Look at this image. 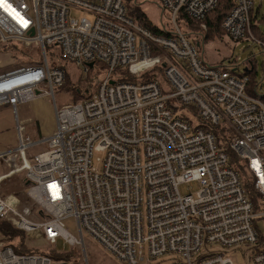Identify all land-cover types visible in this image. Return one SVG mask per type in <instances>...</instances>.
I'll use <instances>...</instances> for the list:
<instances>
[{"label": "built area", "instance_id": "1", "mask_svg": "<svg viewBox=\"0 0 264 264\" xmlns=\"http://www.w3.org/2000/svg\"><path fill=\"white\" fill-rule=\"evenodd\" d=\"M155 1L172 23L171 30L163 24L168 36L131 17L125 0H3L0 45L34 44L39 59L0 66V109L13 110L18 129V144L0 151L9 168L0 172V219L41 249L59 237L85 248L86 231L123 264L165 255V264H234L226 249L241 245L250 264H264V95L248 92L249 76L231 70L237 65L207 63L200 52L205 40L178 24L185 15L205 28L219 0ZM253 9L254 0H234L221 27L233 41L251 38L264 48L252 31ZM73 10L92 18L74 17ZM51 56L85 71L89 63L103 64L96 89L59 107L54 91L67 70ZM44 96L53 97L56 128L33 140L18 108ZM226 142L246 163L261 195L259 211L230 166ZM41 144L47 148L30 153ZM18 173L34 208L17 193H1L5 179ZM191 182L199 189L182 193ZM68 217L80 237L64 226ZM54 263L45 253L15 252L0 235V264Z\"/></svg>", "mask_w": 264, "mask_h": 264}, {"label": "rangeland", "instance_id": "2", "mask_svg": "<svg viewBox=\"0 0 264 264\" xmlns=\"http://www.w3.org/2000/svg\"><path fill=\"white\" fill-rule=\"evenodd\" d=\"M132 10H137L141 7L144 10L147 18L152 20L156 24H166L171 30L172 23L170 22L167 12H163L159 3L155 0H132ZM253 34L264 39V0H254L253 9ZM72 16L80 18L87 16L92 18L91 14L82 10H73ZM136 19V18H135ZM178 24L187 32L190 29L186 25V20L181 17L178 20ZM201 24V23H200ZM198 24L200 27L202 25ZM203 27V26H202ZM201 27V29H202ZM204 28V27H203ZM194 32L199 30L192 28ZM191 40H195L194 36H190ZM200 52L203 53L205 61L213 65H237L240 72L249 64L246 62L252 59L255 63L254 79L256 81L257 91L259 94L264 95V48L259 45L255 40L251 38H244L240 41H233L224 35L222 39H207L205 44L200 47ZM37 47L32 44L29 45L24 42H8L0 45V66L9 63H26L37 58ZM52 57V56H51ZM65 69L69 74L68 81L61 87H58L54 91V98L57 105L60 107L66 103H73L82 98L77 97L74 92V86L79 85L83 94H88L96 89V80L94 78L92 70H101V63L93 65L90 72L85 71L83 67L76 65L68 60H62ZM234 66H232L233 68ZM102 73V72H101ZM77 97V98H76ZM79 98V99H78ZM38 101L29 102L24 105H20L18 108V115L28 131L29 137L33 140L46 137L50 135L56 128V121L54 118V100L53 97H47L37 99ZM183 112L193 118L192 113L186 109H182ZM193 121L195 122L194 118ZM18 144V129L13 110L8 108L0 109V150L15 147ZM47 148L46 144H41L30 150V153L42 151ZM98 153H94L93 160L96 166H100L97 158L100 157ZM9 168L6 164L0 163V172H6ZM23 173L12 175L5 179L2 193L20 192V196L24 197L25 192L28 190L29 185L25 183ZM199 189L197 182L185 183L180 186L182 193L192 192L195 193ZM24 204L34 208V202L27 197ZM260 227L264 231V222L259 219ZM10 223V222H9ZM12 224V223H11ZM12 226H14L12 224ZM64 226L72 234L80 237V232L76 224L74 217H68L64 219ZM15 227V226H14ZM16 228V227H15ZM24 233V245L28 249H41L31 245V238ZM1 235V234H0ZM85 248L79 245H70L66 241L59 237L55 245L50 246L48 244L43 245V249H56L58 252L73 251L76 257L70 264H85L86 260L88 264H123L120 260L115 258L111 253L106 251L103 246L94 239L86 231L83 232ZM207 250L220 251V245L206 246ZM42 250V249H41ZM227 254H229L234 264H250L246 258L248 253V246L241 245L240 247L227 248ZM168 255L158 257L152 260L151 264H165L168 260ZM164 259V260H162ZM166 259V260H165Z\"/></svg>", "mask_w": 264, "mask_h": 264}, {"label": "trees", "instance_id": "3", "mask_svg": "<svg viewBox=\"0 0 264 264\" xmlns=\"http://www.w3.org/2000/svg\"><path fill=\"white\" fill-rule=\"evenodd\" d=\"M131 1L132 0H125L126 5L128 6V13L131 17L136 18V20L142 24L144 27L148 28L149 30H151L153 33L155 34H159V35H163V36H168L169 35V31H167V29L164 28V25L161 24H156L154 23L152 20L148 19L146 14L144 13V10L139 7L137 10H132L131 6ZM234 7V0H219L218 5L216 6V8H214L206 17L205 19V28L202 29L201 27L198 25L200 24L199 22H196L188 17H186L185 15H183V17L186 20V25L192 29H197L199 30L197 33V35H201V37L206 41L207 39H222L225 35L224 30L221 27V22L223 20V18L228 14V12ZM251 18L253 21L254 15H253V11L251 13ZM253 23V22H252ZM201 25V24H200ZM255 26L254 23L252 24V27ZM38 57L37 58H33L32 61H38ZM62 60H64V58H61L58 60V58H56L55 56L52 57V63H54L55 65L58 63L61 67H63L65 69V66L62 63ZM90 64V63H89ZM88 64V72H90L92 70L93 67V63L92 65ZM248 64V63H247ZM103 68V66H102ZM159 70H162V68H156ZM66 70V69H65ZM234 73L237 74H246L249 76V83H248V87L247 90L249 93L251 94H257V86H256V81L254 79V73H255V69L254 70H250V68L248 67V69L246 71L240 72L239 68H237L236 70H234V68L231 69ZM94 75V78L96 80V85L98 83V78L101 76V70H92L91 71ZM69 78V74L68 72H66V82L68 81ZM125 79L128 80H133L134 76L132 75H127L125 77ZM74 92L76 94V96L79 98H84L86 96H89L91 94V92H89L88 94H83L82 89L79 85H75L74 86ZM76 97V98H77ZM78 98V99H79ZM78 101V100H77ZM214 129V133H216L219 136L220 140L225 139V141H227V138L222 136L223 135V128L220 126H216L213 127ZM225 149L228 153V155L230 156V166L233 167L234 169H236L242 179H243V183H244V188L247 191L251 201L254 204L255 207V211H259L261 209V195L260 193L255 189L254 187V181L252 179V177H250L248 175V172L246 170V163L241 160L238 155L230 148L229 144L226 142L225 144ZM26 183V182H25ZM2 193V190H1ZM18 194V196L20 197V199L22 201H26L27 200V194H25L24 197L20 196V192H16ZM3 194V193H2ZM256 224V221H255ZM260 230V237L261 239H264V232ZM0 234L1 237L7 241L8 244H10L13 249L15 250V252L17 253H32V252H41V253H45L47 255H49L52 260L54 262H68L70 264V262L73 261V259L76 257V254L73 251H64V252H58L56 249H28L25 247L24 245V233L22 230L15 228L14 226H12L11 223H9L6 220L0 219Z\"/></svg>", "mask_w": 264, "mask_h": 264}, {"label": "water", "instance_id": "4", "mask_svg": "<svg viewBox=\"0 0 264 264\" xmlns=\"http://www.w3.org/2000/svg\"><path fill=\"white\" fill-rule=\"evenodd\" d=\"M247 63L250 65V70H254L255 69V63L253 62V60L252 59H249L248 61H247ZM89 65H92V63H90ZM237 68H234V70H236ZM248 68L247 67H245L244 69H243V71H246ZM54 264H69L68 262H55Z\"/></svg>", "mask_w": 264, "mask_h": 264}, {"label": "crops", "instance_id": "5", "mask_svg": "<svg viewBox=\"0 0 264 264\" xmlns=\"http://www.w3.org/2000/svg\"><path fill=\"white\" fill-rule=\"evenodd\" d=\"M247 63V62H246ZM250 68V65H248L247 66V68ZM42 98H47V96H44V97H40V98H38V99H42ZM35 101H38L37 99H35V100H33V101H31V102H35ZM29 103V102H28ZM27 104V103H26ZM9 109V108H8ZM11 110V109H10ZM54 118H55V112H54ZM56 121V120H55ZM24 126V125H23ZM24 128H25V126H24ZM26 129V128H25ZM1 151V150H0Z\"/></svg>", "mask_w": 264, "mask_h": 264}, {"label": "snow or ice", "instance_id": "6", "mask_svg": "<svg viewBox=\"0 0 264 264\" xmlns=\"http://www.w3.org/2000/svg\"><path fill=\"white\" fill-rule=\"evenodd\" d=\"M3 4V0H0V5H2Z\"/></svg>", "mask_w": 264, "mask_h": 264}]
</instances>
